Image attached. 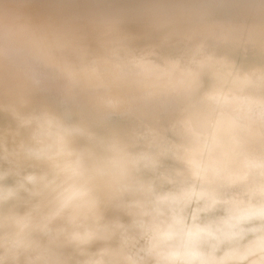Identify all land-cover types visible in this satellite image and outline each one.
Wrapping results in <instances>:
<instances>
[{
	"label": "clouds",
	"instance_id": "1",
	"mask_svg": "<svg viewBox=\"0 0 264 264\" xmlns=\"http://www.w3.org/2000/svg\"><path fill=\"white\" fill-rule=\"evenodd\" d=\"M0 264H264V0H0Z\"/></svg>",
	"mask_w": 264,
	"mask_h": 264
}]
</instances>
